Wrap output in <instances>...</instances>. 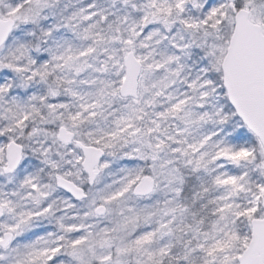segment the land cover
Returning <instances> with one entry per match:
<instances>
[{"label": "snow or ice", "instance_id": "6c2138e0", "mask_svg": "<svg viewBox=\"0 0 264 264\" xmlns=\"http://www.w3.org/2000/svg\"><path fill=\"white\" fill-rule=\"evenodd\" d=\"M0 264H264V0H0Z\"/></svg>", "mask_w": 264, "mask_h": 264}]
</instances>
